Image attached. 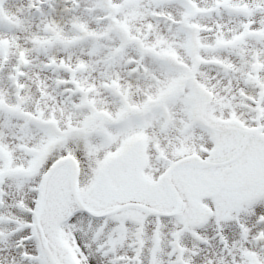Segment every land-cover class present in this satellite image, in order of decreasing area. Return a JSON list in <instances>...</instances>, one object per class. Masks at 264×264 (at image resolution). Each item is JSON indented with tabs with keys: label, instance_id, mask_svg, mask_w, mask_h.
I'll list each match as a JSON object with an SVG mask.
<instances>
[{
	"label": "snow or ice",
	"instance_id": "1",
	"mask_svg": "<svg viewBox=\"0 0 264 264\" xmlns=\"http://www.w3.org/2000/svg\"><path fill=\"white\" fill-rule=\"evenodd\" d=\"M0 264H264V0H0Z\"/></svg>",
	"mask_w": 264,
	"mask_h": 264
}]
</instances>
